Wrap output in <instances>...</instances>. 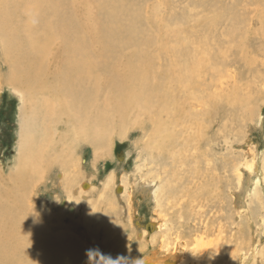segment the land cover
<instances>
[{
  "label": "bare ground",
  "instance_id": "obj_1",
  "mask_svg": "<svg viewBox=\"0 0 264 264\" xmlns=\"http://www.w3.org/2000/svg\"><path fill=\"white\" fill-rule=\"evenodd\" d=\"M73 1L78 0H0L5 76L21 94L22 112L29 124L19 135L16 171L10 175L0 171V264H128L115 254V249L120 251L116 245L121 238L115 232V207L112 210L100 208V200L90 193L96 189L93 179L81 180L83 172L75 166L74 160H69L79 155L77 152L85 143L98 152L101 137L105 143L118 128L127 125L146 133L145 145L150 147V151L145 148L149 154L147 169L130 173L128 177L114 172L108 176L110 187L103 188L98 199H109V205H113L118 200L117 194H128L131 201L142 194L155 202L148 224L135 216L136 236L145 246L139 251L135 264H264V244L261 243L264 238V151L250 134L263 123L261 110L251 101L253 95L254 99L261 96V88H264V61L256 59V55L264 53V42H260L258 49L250 42H240L239 52L247 67L243 76L246 83L239 80L237 84L234 77L230 90L229 79L226 86L215 84L217 72L212 65L208 66L213 63L208 53L204 58H193L191 63L179 61L184 57V50L178 33L172 37L178 30L166 32L165 42L172 44H163V52L169 53L159 59L160 72L154 73L155 66L146 56L152 38L143 30L133 29V17L140 18V14L125 3L126 0H98L90 25L81 17L85 6H76ZM214 1L218 2L215 10ZM253 1L264 5V0ZM221 2L223 0H197L202 9L214 10L216 19L222 18L228 25L234 23L235 27H240L245 17L242 13L237 15L238 7L227 3L219 8ZM262 6L259 11L264 9ZM106 7L110 10H105ZM117 7L121 8L115 9ZM133 46L142 50L124 64L123 55ZM201 48L204 47L198 46L193 55L202 51L198 50ZM229 64L224 63L223 68ZM200 77L204 79L201 81ZM245 90L250 94L244 95ZM215 98L216 102L209 109ZM221 99L231 109L244 111L246 123L242 127L246 126L248 131L241 129L246 140L238 145L244 148V159L235 167L239 169L237 216H244L247 211L260 222L249 244L245 241L249 232L247 225L230 217L232 228L223 221L216 226L215 218L204 221L203 207L205 203L208 207L212 195L204 188L220 191L223 176L217 173V168L214 170L209 158L210 165L202 170L194 150L209 113L215 109L226 114V108L218 105ZM203 108L209 113L205 114ZM222 146L230 147L231 139L226 137ZM54 166L60 171L56 178L57 195L64 197L54 207L59 208V212L66 210L80 216L76 224L72 220L70 225L64 226L61 214L46 222L29 201L28 173L32 171L36 181L48 176ZM110 188L113 194L107 193ZM193 201L201 203V209L189 213L185 209ZM106 207L109 206L106 204ZM168 210L177 213L185 224L194 218L196 226L189 232L194 239L182 241L186 231L178 230L176 235L169 231ZM78 222L87 230L83 240L76 229ZM198 223L206 225L201 227ZM99 224H103L101 228L105 230L108 228L109 237L115 242L113 246L111 240L103 241L104 236L100 237L102 242H97L93 236ZM180 227L184 225L181 223ZM158 236L161 242L156 243ZM99 245H108L107 252L112 251L116 256L108 257L102 250L104 247ZM123 249L117 254L130 250ZM130 254L124 256L129 258Z\"/></svg>",
  "mask_w": 264,
  "mask_h": 264
},
{
  "label": "rangeland",
  "instance_id": "obj_2",
  "mask_svg": "<svg viewBox=\"0 0 264 264\" xmlns=\"http://www.w3.org/2000/svg\"><path fill=\"white\" fill-rule=\"evenodd\" d=\"M124 2L128 3L130 6L132 5L140 14V18H138L136 15L133 17V29L135 31L137 29L143 30L148 36L152 38V43L147 46L149 51H146V56L150 58L152 64L155 66L154 73L156 72L158 74L160 72L159 59L166 57V55L169 53L163 52V44H172V42H165L167 40L166 32L168 30H171V32L178 30L179 32L174 31L172 33V37H174V33H178V40L184 50V57L181 60L179 59L180 62L183 61L191 63L193 58H204L208 53L211 60L213 61V63L209 64L208 66L212 65L217 72V75L215 76V84H218L219 86L220 83H223V86H226V81L229 79L231 84L228 88L232 90L234 77L237 79V84H239V80H241L242 83H246V78L243 76L247 71V67L245 66L244 59L239 52V44L240 42H250L254 49H258L260 48V42H264V9L259 11V6L262 5L258 4V2L253 0H223V2L218 4L219 8H221L220 6L223 4L227 5V3L231 4L232 7H238L239 10L237 15L240 16L242 13L245 17V20H242L240 27H235L234 23L228 25V22L226 23V21L222 20V18L216 19V12L214 11L216 3H218L216 1L213 2V11L209 10L208 8L202 9V7L197 4V0H126ZM97 3L98 0L73 1V4L76 6H85V10L81 17L86 25H90V21H93L92 16L93 13L97 12ZM262 7L264 8V5ZM120 8L121 7H117L115 9ZM105 10H110V7H106ZM153 12L158 13L154 15ZM246 16L248 18H246ZM196 18L199 21H197ZM227 19L228 21H231L229 17H227ZM169 38H171L170 34ZM198 46L204 48L203 50L202 48L198 49L202 51H198L193 55V51L197 49ZM2 47H4V45L2 42V35L0 33V74L3 75L2 80L0 79V171L4 175H10V173L16 171L17 169L20 148L19 135L25 130V125L29 124L25 120V116L22 112L21 94L6 79L5 73L7 72V69L2 60ZM139 49L141 48L133 46L127 50L123 55V58H126L123 63L126 64L130 57L135 55ZM160 50L162 52H160ZM55 53H57V50H55ZM171 56H175V54H172ZM256 57V59L259 61H264V53L256 55ZM136 60L139 59L137 58ZM172 61L174 62L175 59ZM224 63L230 64L224 69ZM154 73L150 71V74L153 76H155ZM187 76L189 80L188 73ZM203 79L204 78L200 77L201 81ZM151 83L153 84L155 81L151 80ZM187 83L188 82H186V84ZM220 90L221 89H219V91ZM261 90L264 92V88H261ZM225 92L226 91H223L222 93ZM263 92L261 93V96L255 99V95H253V101H251L253 102V105H256L255 108L261 110L260 113L263 118L262 127L257 130L252 129L253 131H250L251 138H253L252 140L255 141L254 143L258 145L261 151H264ZM248 93L250 94L248 90H245L243 94L246 95ZM215 102L216 98L209 109H212ZM218 105L224 106L226 108V114L223 111H215V109L209 113V111L205 110L206 108H203L205 114L209 113V115L205 120V124L203 125L204 131L199 138L200 140L195 143L196 150H194L197 163L202 164V170H206L210 165L209 163H211V166H215L214 170L217 168V173H220L221 176H223L219 182L221 185L219 189L220 191H208L206 188H204L206 192L212 194L211 202L208 203V207L207 203H205L203 207L205 210V219L207 218L208 220H212L215 218L216 226L220 221H223L225 226H230L232 228L233 225H231L230 218L231 220L233 219L236 222L247 225L249 232L245 241H247V244H249L251 240L254 239L255 232L260 222L257 220V218L253 217L252 213H247V211L243 213L244 216H237L239 212V197L237 191V173L239 169L235 167V164L237 162L240 163L244 159V148H242L243 146L238 145L246 140V135L244 136V132L247 131V127H242V124L246 123L243 120L245 118V116L243 117L244 111L242 109H231L225 104L223 99L219 100ZM124 128L125 126L123 128H118V130L115 132V135L109 140H106L105 143L103 137H101V143L100 146H98V152H96L97 150L95 151L93 146L85 143L81 146L79 152H77V154H79L75 156L77 158L73 157V159H69L67 157V160L69 159L72 162L74 160L75 166L78 167L79 170L81 169L83 172L80 174L81 180L83 178H88L89 180L93 179L95 188L97 190L95 189L96 192L92 190L94 193L92 191L90 193H92L91 197L95 196L94 198L100 200V208L104 207L108 210H112V208L115 207V215L113 217L114 225L116 224L115 226H117L115 227V229L117 228L115 232L121 237L120 239L118 238V244L116 246L119 247L120 251L123 248L125 251H128L127 248H130L128 252L131 253L129 258L124 256V254H127L128 252H124V254H120V256L117 254L120 251L115 249V254L118 258L123 257V259L126 260L128 264H135V261L137 263L138 258L140 257L139 251L145 249V246L137 239L136 236L135 216H139L144 224H148L153 217L152 207L154 206L155 202L145 199L142 194H137V196H135L136 200L133 201L129 199L128 194H117L118 200L113 205L110 204L112 206L110 207L108 201L109 199H98L105 187H110V183H108L109 177L114 172L119 173L118 176L120 177L123 173H125V176L128 177L127 175L130 173L135 174L144 172V170L146 171L147 169L146 157H148L149 154H146L145 148L150 151V147L145 145L146 133H144L142 129L135 128L132 125H127V127L125 129ZM241 129H243L244 132ZM120 130H122L123 133ZM125 130H127V132ZM149 137L151 138V132L149 133ZM226 137L231 139L230 147L222 146L225 143ZM208 158L210 159L209 163L207 162ZM181 169L184 171L185 167L182 166ZM59 172L60 171L58 167L54 166V168H52L48 173V176L40 177L36 181L32 171L28 173L30 174V180H28L27 186L28 189H30L29 191L27 190V195H29L28 197L30 203H34L35 210H37L36 213L42 215L46 222H51L53 218H56L57 216L59 217L60 215L58 214H61V220L64 226L70 225L72 220H74L76 224V221L80 216H73L66 210L59 212V208L54 207V205H58L61 200H64V197L57 195L56 190V178ZM32 179L35 182L31 181ZM127 179L128 178H125V181H127ZM231 188L232 190L230 191ZM97 192H99V196H97ZM113 192L111 188L107 191L108 194H113ZM262 197L264 199V196ZM204 201L207 200L205 199ZM193 202L190 206H186L185 210H189V213H195L201 209V203L196 201ZM106 204L109 206L108 208L106 207ZM134 209L137 213H135ZM174 210L176 211V209ZM167 212L169 215L167 220L169 231L173 233V235H176V231L178 230L186 231L185 237H182V241L188 242V240L191 241V239H194V236L189 235V232H191L190 230L196 226H194V218H192V220H187L188 223L185 224L184 222L180 221L181 218L177 217L178 214L173 210H168ZM220 215L223 217H220ZM207 219L204 221L208 222ZM60 222L61 221L58 223ZM81 223H77L78 227L76 229L80 235L78 233L77 234L83 240L84 237H86L85 234L87 233V230L81 226ZM181 223L184 225V227H180ZM204 224L206 225V223H198V225L201 227H204ZM98 226L96 234H93L97 242L98 240L99 242H102V238L100 237L103 236V241H112V239L109 237V232H107L108 228L107 230H105V227L101 228L104 226L103 224H99ZM165 230L166 229H164V231ZM59 231L63 232V230L60 229ZM83 231L84 233L81 234ZM104 234H108V236L106 237ZM158 239L159 240H157L156 243L161 242L160 236H158ZM121 241L123 244H121ZM112 242L111 244L113 246L115 242ZM261 243L264 244V238L263 240L261 239ZM148 245L150 244H147L146 246ZM105 247L106 245L101 246L102 250L106 251L105 253L108 257L114 258L116 255H112V251L108 250L107 252L108 245L106 248ZM109 248L113 247L110 246ZM109 252L110 254H108Z\"/></svg>",
  "mask_w": 264,
  "mask_h": 264
}]
</instances>
